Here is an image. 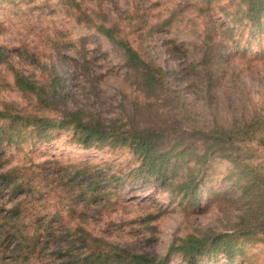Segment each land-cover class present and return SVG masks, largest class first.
Wrapping results in <instances>:
<instances>
[{
	"label": "rangeland",
	"instance_id": "obj_1",
	"mask_svg": "<svg viewBox=\"0 0 264 264\" xmlns=\"http://www.w3.org/2000/svg\"><path fill=\"white\" fill-rule=\"evenodd\" d=\"M77 1L96 19L116 20L143 58L176 70V74H169L167 85L190 102L192 117L202 125L209 126L216 119L229 122L249 118L264 108V25L257 31L247 21H231L237 26L233 38L221 26L228 16L242 15L240 0ZM179 6L183 8L177 13L182 21L167 27L159 24ZM143 13L151 24L140 29L144 23H138V18ZM151 25L153 34L141 36ZM207 27L215 28L222 36L224 45L219 52L226 60L216 61L213 70L217 85L212 98L205 101L192 66L202 59ZM50 36L59 41L60 49H52L54 39ZM0 45L7 47L12 65L37 79L43 80L45 75L42 65L56 66L66 78L71 94L69 106L73 109L84 108L107 122L121 119L140 127L168 124L172 129L187 123L182 119L180 103L168 101L166 93L149 98L144 94L140 79L126 66L123 50L95 28L79 22L68 0H0ZM2 101L30 108L35 104L32 96L15 87L12 70L4 65L0 68ZM72 135L57 132L54 140L39 142L35 147L4 145L3 152L10 158V165L31 156L41 162L56 155L67 163H99L105 171L121 176V181L105 193L117 202L101 215H94L93 208L89 212L95 234L136 250L165 254L175 235L236 228L243 201L226 177L227 161L212 159V174L201 187L199 203L192 206L191 201L183 200L148 172L139 170L140 162L129 148L95 145L84 149L71 142ZM193 166L182 161L175 172L182 175ZM249 253L263 260L264 246L256 245ZM201 260L200 264H244L242 257L231 262L223 254L213 258L205 255ZM171 264L185 263L174 255Z\"/></svg>",
	"mask_w": 264,
	"mask_h": 264
},
{
	"label": "trees",
	"instance_id": "obj_2",
	"mask_svg": "<svg viewBox=\"0 0 264 264\" xmlns=\"http://www.w3.org/2000/svg\"><path fill=\"white\" fill-rule=\"evenodd\" d=\"M68 3L79 22L95 28L123 50L126 66L140 79L144 94L149 98L166 93L168 101L180 103L182 119L187 123L172 129L168 124L140 127L121 119L107 122L84 108L73 109L69 106L71 94L66 78L56 66L42 65L45 75L43 80L37 79L12 65L7 47L0 45V68H10L15 87L35 101L31 108L0 102V264H171L174 255L185 264H200L205 255L213 258L220 254L231 262L239 256L244 264H264L260 256L249 253L256 245L264 246V108L249 118L229 122L216 119L209 126L202 125L192 117L190 102L167 85L176 70L143 58L116 20L92 17L77 0ZM239 3L242 15L228 16L221 23L232 38L236 23L247 21L257 31L264 25V0ZM181 6L159 24L167 27L182 21L177 14ZM138 19V23H144L140 29L151 24L144 13ZM151 26L141 36L153 34ZM49 39H54L53 50L61 48L54 36ZM221 45L222 36L215 28L207 27L202 59L192 66L205 101L212 98L217 85L214 65L225 59V54L219 52ZM62 131L72 132L71 142L84 149L95 145L129 148L140 162L139 170L148 172L183 200L191 201L192 206L199 203L201 187L212 174V159L227 161L226 177L243 201L236 228L175 235L165 254L136 250L95 234L89 212L93 208L94 215H101L117 202L105 193L121 181V176L105 171L99 163H67L56 155L41 162L31 156L10 165V158L3 152L4 145L21 149L50 142ZM182 161L194 166L181 175L175 170Z\"/></svg>",
	"mask_w": 264,
	"mask_h": 264
}]
</instances>
